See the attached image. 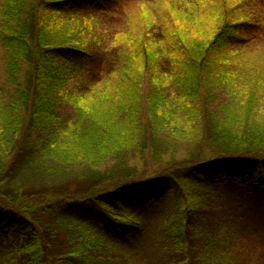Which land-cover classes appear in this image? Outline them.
<instances>
[{
  "label": "trees",
  "instance_id": "trees-1",
  "mask_svg": "<svg viewBox=\"0 0 264 264\" xmlns=\"http://www.w3.org/2000/svg\"><path fill=\"white\" fill-rule=\"evenodd\" d=\"M109 3L123 7L108 71L68 91L98 53L83 49L100 31L87 10ZM254 44L264 0H0L3 60L12 83L24 76L19 99L0 96V264H264V67L228 60ZM218 70L252 93L201 128ZM196 135L210 159L193 154ZM147 145L153 164L194 160L139 179L128 160Z\"/></svg>",
  "mask_w": 264,
  "mask_h": 264
},
{
  "label": "rangeland",
  "instance_id": "rangeland-1",
  "mask_svg": "<svg viewBox=\"0 0 264 264\" xmlns=\"http://www.w3.org/2000/svg\"><path fill=\"white\" fill-rule=\"evenodd\" d=\"M120 7H123L121 4L114 5V4H107L103 5L101 7L91 8L87 10V14L93 13V17L97 19V21L100 23V31L95 32L92 36L88 38V40L85 42V45L83 49L88 50L89 52L97 54L92 61L88 60V63L85 65V72H79L78 75H76L73 78L72 82L68 83V91L72 90L71 88H75L76 90L80 92H86L90 91L92 88H95L97 85V79H93V77L98 76L100 74L101 70L108 71V68L106 67L107 61L106 56L102 55L101 53L105 52L106 54L111 50L112 46L114 45L113 42L117 39V36H114V29L117 28V26L114 25V19L118 15V9ZM117 8V9H116ZM108 25L110 26V29H108ZM111 39V40H109ZM198 43H203L202 40H198ZM119 57V53H116ZM228 60L231 61V64L234 66H238V61L243 60L251 62L249 69H260L264 67V45H251L245 48H241V50L235 52V55L228 56ZM97 61V62H93ZM235 61V63H234ZM230 65V64H229ZM227 66L226 62H223L221 64V67ZM99 70L98 74H95L96 71ZM241 74H246L245 68H240ZM94 71V72H91ZM223 71L218 70L217 73L213 75V80L211 82H208L207 85L203 83V88L205 91L209 93V91H213L215 93L214 96H216V99L212 104H208L206 107V111L202 114L201 119H196L194 122V125H197L201 128H203L204 124H209L212 121V118L216 115V112L218 110L223 111V107L227 105V107L232 106L234 102L241 100L243 101L244 96L246 93H252V88L250 87L248 91H244L240 93L243 88H240L238 92L234 91L231 88H228L227 86L223 87L222 79H221V73ZM239 73V72H238ZM108 74V73H107ZM240 74V75H241ZM103 75V74H102ZM118 75V74H117ZM242 76V75H241ZM254 77V74L251 75ZM264 76V75H263ZM121 78V75H119ZM118 78V77H117ZM14 83H12L10 76L7 72L5 61L3 60V51L0 49V86L3 93H0V96L2 97L5 102H12L16 101V99H19L20 91L23 86L24 82V76H23V70L21 68L19 74L15 77ZM100 81V78H99ZM111 84L113 81L110 82ZM91 84V86L87 89V87ZM95 85V86H94ZM114 86L115 84L110 85V87ZM173 84L171 85V87ZM149 87L152 88L153 85L150 83ZM203 90V89H202ZM257 91V90H256ZM102 90H98L97 93H101ZM142 93H144L142 91ZM240 93V94H237ZM146 93H144L145 95ZM207 94V93H206ZM56 100L59 102L57 105L58 114L60 116L61 120L71 119V120H77L76 111L73 107H71V104L67 100H63L61 93L55 94ZM261 105L264 106V99L260 102ZM24 120H26L25 117H23V114H20ZM218 117V116H216ZM222 117H224V114H222ZM220 120V119H219ZM218 120V121H219ZM90 123L89 120H86ZM216 121V120H214ZM213 121V123H214ZM217 121V122H218ZM145 122V118L142 123ZM183 122V121H182ZM216 123V122H215ZM247 124H250L247 122ZM213 125V124H212ZM185 125H182L183 129L182 132L185 130ZM201 131V130H200ZM164 133L168 134V131L165 130ZM195 135V134H194ZM193 135V136H194ZM193 151L195 148L201 151V147L203 148L202 156L200 158V161L208 160L212 157V151L210 150L209 146L207 147L204 142V138L199 137L196 135L194 137V140L191 142ZM150 145H147L142 152V154H137L136 152L133 154V156L128 160L129 167L134 169H137V177L139 179L146 178L148 176H152L155 174H158L170 167L169 163L171 159H177L174 160L175 162H181L183 160H190L191 163L193 162L194 158L188 157V154L185 151H181L178 154H172L171 152H168L166 154L160 155L158 157V160H156L157 163L160 162V164H153L150 162L151 156H152V150L149 147ZM134 149H136L134 147ZM128 151V150H127ZM196 154V150L193 153ZM41 159V157H40ZM39 159V161H40ZM172 163V162H171ZM112 163H107L103 166L101 171L109 172L112 168ZM263 234V232H261ZM147 247H140L142 250H146ZM151 249V247H149ZM148 252L146 253V256L144 257L145 260L148 257ZM152 256L156 252L155 249L152 251Z\"/></svg>",
  "mask_w": 264,
  "mask_h": 264
}]
</instances>
